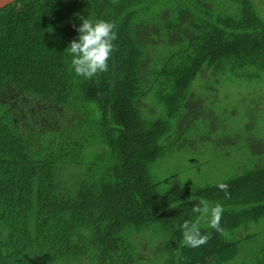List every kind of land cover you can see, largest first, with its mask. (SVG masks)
I'll list each match as a JSON object with an SVG mask.
<instances>
[{
    "label": "trees",
    "instance_id": "16d2710c",
    "mask_svg": "<svg viewBox=\"0 0 264 264\" xmlns=\"http://www.w3.org/2000/svg\"><path fill=\"white\" fill-rule=\"evenodd\" d=\"M263 7L16 0L1 8L0 264H264V139H251L254 155L234 174L216 166L221 175L185 184L155 170L208 118L220 121L219 86L264 71ZM85 18L116 26L109 70L90 78L71 70L65 51ZM230 133L209 148L246 139ZM216 208L220 231L210 227ZM192 229L204 244L185 243Z\"/></svg>",
    "mask_w": 264,
    "mask_h": 264
},
{
    "label": "rangeland",
    "instance_id": "374dc122",
    "mask_svg": "<svg viewBox=\"0 0 264 264\" xmlns=\"http://www.w3.org/2000/svg\"><path fill=\"white\" fill-rule=\"evenodd\" d=\"M250 75H253L252 81L243 85H237L233 81L225 86H219L214 101L220 117L224 113L220 121H215L213 117L208 118L198 128L192 141H188L182 147V151L176 153L169 161L166 160L168 163L165 161L158 163L155 169L157 175L178 174L175 182L197 184L206 179L207 172L211 174L213 170L220 171L219 168L215 169L216 166H228V175L241 169L238 167L246 162L249 156L254 155L253 148L256 145L248 144L252 142L251 139H264V71L254 69ZM216 126L220 128L212 134ZM228 131L231 132L230 135L242 132L246 139L243 142L234 140V145L228 149L209 148L212 143L224 141L220 139L224 138ZM207 134L212 136L208 139ZM262 148L264 150V146ZM220 172L218 175L223 171ZM262 226L264 227V222L258 229Z\"/></svg>",
    "mask_w": 264,
    "mask_h": 264
},
{
    "label": "clouds",
    "instance_id": "9594fccd",
    "mask_svg": "<svg viewBox=\"0 0 264 264\" xmlns=\"http://www.w3.org/2000/svg\"><path fill=\"white\" fill-rule=\"evenodd\" d=\"M115 24L106 20L84 19L78 28V37L65 49L70 57V68L77 75L90 78L98 73L109 70V61L114 52L116 40ZM221 190L226 189L225 184H219ZM220 209L216 208L214 218L210 221V227L219 228ZM207 237L198 235L196 229L185 233V243L197 247L206 242Z\"/></svg>",
    "mask_w": 264,
    "mask_h": 264
},
{
    "label": "water",
    "instance_id": "95a60500",
    "mask_svg": "<svg viewBox=\"0 0 264 264\" xmlns=\"http://www.w3.org/2000/svg\"><path fill=\"white\" fill-rule=\"evenodd\" d=\"M16 0H0V9L15 2Z\"/></svg>",
    "mask_w": 264,
    "mask_h": 264
}]
</instances>
